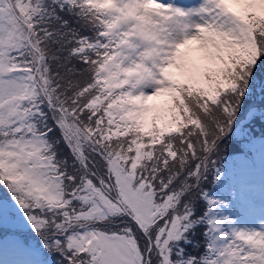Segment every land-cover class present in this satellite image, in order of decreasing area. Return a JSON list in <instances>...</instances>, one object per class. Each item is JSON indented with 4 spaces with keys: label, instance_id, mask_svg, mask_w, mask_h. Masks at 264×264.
I'll return each instance as SVG.
<instances>
[{
    "label": "snow or ice",
    "instance_id": "obj_1",
    "mask_svg": "<svg viewBox=\"0 0 264 264\" xmlns=\"http://www.w3.org/2000/svg\"><path fill=\"white\" fill-rule=\"evenodd\" d=\"M0 264H264V0H0Z\"/></svg>",
    "mask_w": 264,
    "mask_h": 264
}]
</instances>
